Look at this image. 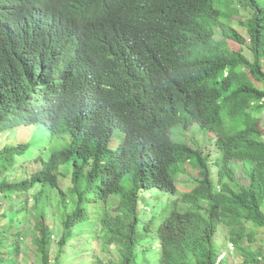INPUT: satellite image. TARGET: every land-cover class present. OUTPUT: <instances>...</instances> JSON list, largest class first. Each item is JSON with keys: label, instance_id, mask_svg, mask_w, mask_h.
I'll list each match as a JSON object with an SVG mask.
<instances>
[{"label": "trees", "instance_id": "16d2710c", "mask_svg": "<svg viewBox=\"0 0 264 264\" xmlns=\"http://www.w3.org/2000/svg\"><path fill=\"white\" fill-rule=\"evenodd\" d=\"M2 16L0 264H16L24 213L41 264L51 240L53 264L70 245L90 264H228L229 247L264 264V0Z\"/></svg>", "mask_w": 264, "mask_h": 264}, {"label": "rangeland", "instance_id": "374dc122", "mask_svg": "<svg viewBox=\"0 0 264 264\" xmlns=\"http://www.w3.org/2000/svg\"><path fill=\"white\" fill-rule=\"evenodd\" d=\"M260 126L264 129V110H262L261 114H260ZM173 133H174V136L173 137H176L177 139H184L187 141H190V138H192L193 140H195V142L198 144V145H206L207 147V143L205 141H203V139L201 138V135H200V132H194V131H183L180 127H175L173 128ZM8 137V136H6ZM5 142V139L4 140H1L0 141V145L2 146ZM192 174V173H190ZM239 175V173H238ZM21 176L19 175V173H16L14 175H11V178L12 179H15V178H20ZM184 180V179H183ZM182 177L181 179L179 180L178 179V184H179V187L182 188V187H190V184L189 183H182ZM69 182H70V174L69 173H65V175L63 176V178H60L59 179V186L60 187H63V188H66L68 185H69ZM154 195V190L152 189L150 191V193L148 194V196H153ZM2 211L4 212H8V208L7 206H3L2 207ZM23 224H25L26 228L28 229V234L26 235L25 239L23 242H20V250L18 251V254L16 255V264H41V260H40V256L39 254L37 253L36 251V248H35V244L33 242V235L31 234L32 232V226L34 224V221L33 219H29L27 217V213H24L21 217ZM6 225V228L8 227V224H5ZM263 236H264V233H262ZM53 240H51V244H52V247H51V250H50V253H49V260H50V264H53V261L54 259L56 258V252L54 250V247H53ZM260 245L261 248L263 249V253H264V243L262 242H258L257 243V246ZM82 248V245H77L75 247L73 246H69V249L70 252H67L65 255L66 257L69 259L66 264H81V259L84 258L86 259L87 261V264H90V256L88 255V257L85 255H81V254H78L77 256H75V258L72 256V253L74 252V249L77 251V250H80ZM226 252L225 254L227 255L228 257V264H242V258L243 256L240 255V253L236 252L234 249H232L231 247H229V249H225ZM249 251H252L254 249L252 248H248Z\"/></svg>", "mask_w": 264, "mask_h": 264}, {"label": "clouds", "instance_id": "9594fccd", "mask_svg": "<svg viewBox=\"0 0 264 264\" xmlns=\"http://www.w3.org/2000/svg\"><path fill=\"white\" fill-rule=\"evenodd\" d=\"M33 0H0V10L3 12L2 18L10 20L14 15L21 12L23 8ZM60 6H67V11L71 15H75L77 10H84L88 8V4L96 0H71L68 4L66 0H57ZM68 4V5H67ZM40 20L35 21V25H39ZM20 31L23 37H27L26 33L21 27H16L13 29L12 33L18 35Z\"/></svg>", "mask_w": 264, "mask_h": 264}]
</instances>
